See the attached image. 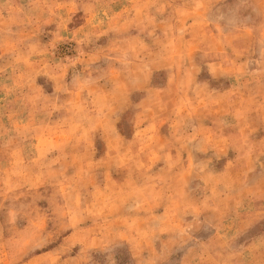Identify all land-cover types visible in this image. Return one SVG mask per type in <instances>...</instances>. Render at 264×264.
I'll return each mask as SVG.
<instances>
[{"label": "rangeland", "instance_id": "1", "mask_svg": "<svg viewBox=\"0 0 264 264\" xmlns=\"http://www.w3.org/2000/svg\"><path fill=\"white\" fill-rule=\"evenodd\" d=\"M0 264H264V0H0Z\"/></svg>", "mask_w": 264, "mask_h": 264}]
</instances>
